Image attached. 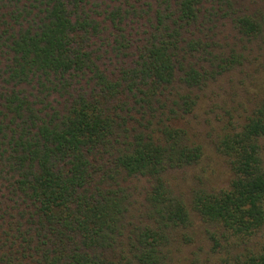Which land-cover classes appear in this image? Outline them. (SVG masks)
<instances>
[{
	"label": "trees",
	"instance_id": "obj_1",
	"mask_svg": "<svg viewBox=\"0 0 264 264\" xmlns=\"http://www.w3.org/2000/svg\"><path fill=\"white\" fill-rule=\"evenodd\" d=\"M239 4L0 0V264H166L168 230L194 214L213 227L212 264H264L247 246L264 226V94L238 118L207 111L227 187L188 203L164 179L204 156L188 118L207 91L238 67L257 79L264 10ZM133 177L151 181L155 224L127 222Z\"/></svg>",
	"mask_w": 264,
	"mask_h": 264
},
{
	"label": "rangeland",
	"instance_id": "obj_2",
	"mask_svg": "<svg viewBox=\"0 0 264 264\" xmlns=\"http://www.w3.org/2000/svg\"><path fill=\"white\" fill-rule=\"evenodd\" d=\"M241 8H249L251 10H264V0H239ZM226 32H233L227 27ZM140 36L138 35L137 39ZM259 54L257 51L252 54ZM260 60L252 61L251 64L245 66V70L256 74L257 79L245 77V71L241 67L236 68L231 76H224L217 82L211 90L207 91V95L202 100L198 110L188 120L195 128L190 130V136L193 140L202 142L205 147L204 156L198 164L185 166L181 168H172L164 173V179L172 190L173 195L183 198L186 202H190V191L195 186H204L205 188H224L230 184L232 172L226 161V158L219 153L211 144L209 132L212 127L217 130L219 122L214 115L207 111L211 106H221L223 109L226 104L229 107H237L238 118L244 114L243 103L250 108L249 100L255 99L256 96L264 94V53L258 55ZM262 62L261 66L259 62ZM262 70V71H261ZM261 71V72H260ZM250 73V74H252ZM212 116L211 124L207 119ZM180 124L185 128L187 126L186 119L181 120ZM188 128V127H187ZM200 133L195 137L194 134ZM262 157L264 161V138L261 139ZM124 184L129 187L131 192L132 215L128 213L127 222H140L142 220L155 224V219L149 215L150 205L146 200L147 192L151 187V181L143 177H133L124 180ZM148 212V214H147ZM192 225L189 227H179L172 231L168 230V241L164 245L167 252L166 264H212L215 256L213 252L214 240L211 238L210 232L213 227L203 221L198 215H192ZM264 245V226L258 231L247 246L261 247Z\"/></svg>",
	"mask_w": 264,
	"mask_h": 264
}]
</instances>
